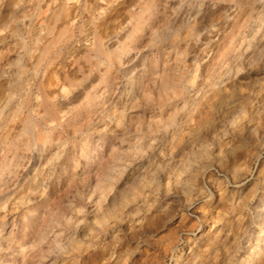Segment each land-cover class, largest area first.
I'll return each mask as SVG.
<instances>
[{"label": "clouds", "instance_id": "clouds-1", "mask_svg": "<svg viewBox=\"0 0 264 264\" xmlns=\"http://www.w3.org/2000/svg\"><path fill=\"white\" fill-rule=\"evenodd\" d=\"M0 264H264V0H0Z\"/></svg>", "mask_w": 264, "mask_h": 264}]
</instances>
